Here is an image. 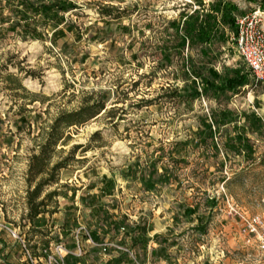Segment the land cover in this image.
<instances>
[{
  "label": "rangeland",
  "instance_id": "1",
  "mask_svg": "<svg viewBox=\"0 0 264 264\" xmlns=\"http://www.w3.org/2000/svg\"><path fill=\"white\" fill-rule=\"evenodd\" d=\"M20 1L0 0V264H106L123 252V264H252L235 211L264 209V126L244 137L251 155L236 134L249 127L243 113L264 120V85L185 97L189 65L206 77L247 66L229 28L225 42L180 48L171 27L213 0H68L78 8L60 24L25 22ZM232 1L235 15L264 12L258 0ZM102 6L121 17H102ZM89 96L106 110L66 130L51 164L83 147L59 171L57 212L31 227L29 157L54 118ZM204 122L212 137L200 134Z\"/></svg>",
  "mask_w": 264,
  "mask_h": 264
},
{
  "label": "trees",
  "instance_id": "2",
  "mask_svg": "<svg viewBox=\"0 0 264 264\" xmlns=\"http://www.w3.org/2000/svg\"><path fill=\"white\" fill-rule=\"evenodd\" d=\"M258 1L260 7L264 9V0ZM18 7H20L19 12L25 22L28 19L27 15L31 14L33 17L41 16L56 24L62 23L64 14L78 8V6L68 0H37V2L21 0L20 3H18ZM112 9L113 7L102 6L99 12L102 17L120 18L121 15L113 14ZM202 12L203 14L200 16L197 10L189 13L183 9L179 12L182 26L176 25L175 21L171 22V27L175 28V32L181 33L178 43L180 48H184L186 42L189 46L198 43L210 44L216 40L225 42L229 37L225 36L224 27L229 28L233 35L235 34V14L238 12V6L232 0H213L208 3V9H203ZM23 31H31L33 35L36 33L35 28H29V26H24ZM61 32V30H55L53 36ZM167 59H169V56ZM207 71L209 74L208 77L195 71L192 65H189V75L190 77L192 75L195 79L187 78L184 89H187L188 92L185 97L194 98L198 96H207L208 94L224 95L227 93L237 95L246 85H258L251 79V70L248 67L235 69L231 74L226 70L224 75L219 74L213 68H208ZM16 81L18 80L16 79ZM18 87L22 88L19 82ZM169 97L183 96L178 90H172V94ZM106 102V99H94V97L89 96L77 109L60 112L49 126V130L45 132V137L43 142L39 144L38 151L29 157L26 171L27 212L25 217L31 227H34L33 224L38 217L51 215L57 212L58 206L56 198L61 195V192L55 187L59 182V171L63 168H67L70 162L73 161L74 153L83 147L81 144L74 145L66 158L51 164V159L56 153V146L59 143L65 142L68 137L66 130L69 127L80 126L98 115L101 111H105ZM230 115L231 113L229 111L224 110L220 112L219 117H214L213 121L217 126L225 124ZM243 118L244 121L249 123V127L245 125L239 127L240 131L236 134V139L238 141L236 148L240 150L239 146L241 145L243 148L242 150L247 153V155H251L252 149L249 145V141L244 137H246L251 129L254 132L260 130L264 126V120L255 113H243ZM200 134L205 137H212L213 132L211 131L210 125L204 122L203 130L200 131ZM87 150V147H84L82 151L85 152ZM51 187L54 188L47 190ZM120 228H122L125 233L130 231L126 230L124 226ZM137 230L142 233L144 226H138ZM96 239L95 237V240ZM132 242H134V240H132ZM44 244L46 243L44 242ZM66 256L68 255L66 254ZM64 260L65 259H63V261ZM128 261L127 254L123 252L118 256L111 257L106 264H123Z\"/></svg>",
  "mask_w": 264,
  "mask_h": 264
},
{
  "label": "built area",
  "instance_id": "3",
  "mask_svg": "<svg viewBox=\"0 0 264 264\" xmlns=\"http://www.w3.org/2000/svg\"><path fill=\"white\" fill-rule=\"evenodd\" d=\"M264 12L255 9L235 16V47L251 70L256 84L264 85ZM241 233L249 248L252 264H264V209L249 215L240 214ZM106 246L103 247L105 251Z\"/></svg>",
  "mask_w": 264,
  "mask_h": 264
}]
</instances>
